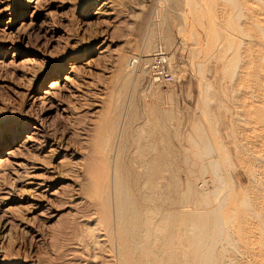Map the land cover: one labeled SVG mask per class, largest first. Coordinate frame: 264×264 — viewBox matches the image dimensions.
<instances>
[{"label": "rangeland", "instance_id": "rangeland-1", "mask_svg": "<svg viewBox=\"0 0 264 264\" xmlns=\"http://www.w3.org/2000/svg\"><path fill=\"white\" fill-rule=\"evenodd\" d=\"M103 2L0 0L6 10L0 17V159L12 150L29 160L32 151L20 150L19 141L31 132L46 133L50 140L64 137L76 152L71 168L57 175L60 195L50 212L40 215L29 205L14 204L6 213L13 225L7 256L13 264H80L85 223L106 235L93 198V178L100 175L86 168L93 158L110 174L120 169L130 186L133 163L137 168L150 163L153 146L174 153L169 162L176 171L160 182H171L176 174L181 196L191 183L195 190L184 205L192 208L194 197L205 195L190 173L205 139L227 182L223 206L232 215L228 240L218 246V264H264V124H257L258 109L264 111V5L241 0V14L233 7L240 2L228 0ZM47 21L59 31L53 38L39 31ZM160 48L173 78L153 82L150 66ZM66 78L80 98L56 91L29 108L32 96H43L53 80ZM2 170L0 196L10 190L18 200L13 168ZM103 238L90 252L100 257L99 264H115L112 240Z\"/></svg>", "mask_w": 264, "mask_h": 264}, {"label": "bare ground", "instance_id": "bare-ground-1", "mask_svg": "<svg viewBox=\"0 0 264 264\" xmlns=\"http://www.w3.org/2000/svg\"><path fill=\"white\" fill-rule=\"evenodd\" d=\"M103 1L109 0H93L96 4L104 3ZM228 1L233 5L239 1L240 4L237 3L233 7L238 8V11L239 8H241L240 11L242 10L241 0ZM255 2L264 5V0H255ZM34 9L33 14L38 11L36 7ZM5 11L0 8V17H5ZM102 15L111 16L110 13ZM48 16L49 12L46 14V17ZM39 31L43 32L44 36L51 35L52 38L59 33L50 21L41 22ZM135 64L134 59L129 60L130 68H135ZM260 65L255 68L256 71L261 69ZM68 81L70 83L71 79L66 78L63 83L59 80H53L47 90L43 91V96H32L29 108L31 109L39 102H44L46 96L52 95L56 91L66 90L72 98H80L79 91H72L67 86ZM258 87L260 86L258 85ZM261 101L264 100L261 98ZM254 109L252 108V110ZM67 110L62 109V112L67 113ZM261 123L264 124V111L259 112L258 109L257 124L260 125ZM249 130L254 134L258 132L256 128H249ZM49 137L46 133L38 135L31 132L25 140L19 141L20 150L29 153L28 150L32 151L33 155L29 160L22 157L16 158L12 150L6 154L7 158L0 159V176L4 175L2 168L6 165L12 167L13 172L11 174L15 176L13 179L14 192L19 195L17 196L18 200L12 198V192L8 189L11 193L7 192L3 197L0 196L5 202L3 206H0V264H13L11 258L6 254L8 249L6 248V238L13 227L10 223L11 220L6 219V213L8 214L14 204L29 205L36 213L41 212L40 215L47 213L60 195L57 188L60 185L57 175L68 169L73 162L72 160L75 159L76 152L69 140L67 141L64 137L50 140ZM201 141V146L194 153L193 168L190 169V173L197 177V184L205 191V195L194 197L192 208L184 205L186 201L191 200V194L195 190L191 183L187 187L188 192L182 196L179 192L180 182L178 183L179 179L175 177L176 174L173 175L171 182L167 181L161 185L160 180L164 179L166 173L176 171L175 166L169 162L175 157V154L157 152L158 145L153 146V148L149 147L154 152L156 151L155 153L152 152L153 154L147 153L152 155L150 163L141 166V169L138 167L139 170L135 166L136 163H133L132 177H134V183L130 186L121 177L120 169H116L110 174V171L108 172L100 161H96L94 158L92 161H86L88 173L100 175L93 178L95 191L93 198L95 202L99 203L103 222L102 231L106 235L91 232L88 227L90 221L85 223L86 229L81 226L83 231L85 230V235L81 236L82 243H80L83 244L82 250L84 248L85 251L83 257L79 256L81 263L77 259L80 264H99L100 257L94 256L96 254L92 255L90 248L93 251L100 248L105 241L103 237L112 240V250H114L115 255L111 256L115 259V264H218V246L219 243H222L221 241L228 240L232 215L228 210H224L223 204L229 195L225 189L227 182L216 170L218 162L212 159L211 143L205 139ZM17 142L18 140L15 139L12 145H16ZM142 168L144 174L139 173ZM104 179H107V182ZM229 183L233 185V178L229 179ZM88 189L86 186L83 191L86 193ZM134 193L136 197L133 196ZM214 201L217 203L214 204ZM194 253L195 256L192 259L190 255Z\"/></svg>", "mask_w": 264, "mask_h": 264}, {"label": "built area", "instance_id": "built-area-1", "mask_svg": "<svg viewBox=\"0 0 264 264\" xmlns=\"http://www.w3.org/2000/svg\"><path fill=\"white\" fill-rule=\"evenodd\" d=\"M162 48L158 49L153 56L150 71L153 82H162L172 80V75L164 69L165 55Z\"/></svg>", "mask_w": 264, "mask_h": 264}]
</instances>
